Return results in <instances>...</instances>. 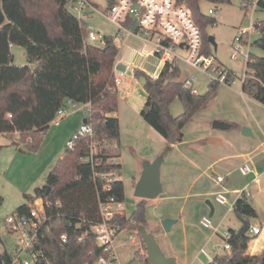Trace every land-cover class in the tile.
I'll return each mask as SVG.
<instances>
[{
	"label": "trees",
	"instance_id": "16d2710c",
	"mask_svg": "<svg viewBox=\"0 0 264 264\" xmlns=\"http://www.w3.org/2000/svg\"><path fill=\"white\" fill-rule=\"evenodd\" d=\"M70 1L0 0V133H16L23 142L29 141L28 148L36 149L57 111L69 100L76 105L89 103L90 115L83 122L92 123L93 140L99 142L90 162L85 160L91 152L89 136H72L74 148L65 145L45 184L27 197L31 203L38 198L50 203L46 207L48 218L35 243L43 252L37 264H83L102 254L91 235L85 234L81 242L77 241L85 233V223L98 220L96 186L107 181L101 174L115 178L113 193L118 200H124L123 183L119 179L121 164L117 161L119 122L110 115L117 105L113 65L118 47L112 35H104L101 45L87 42V24L68 10L66 5ZM180 1L200 28L203 52L210 54L205 29L216 20L201 13L200 2L230 0ZM257 7L264 8V2L259 1ZM254 27L260 35L252 46L261 49L263 55L248 52L249 71L242 82V92L264 106V19ZM12 45L24 48L27 64H12ZM133 73L145 80L142 87L146 99L140 115L169 145L182 142L184 126L219 85L210 83L205 94L183 88L179 63H165L155 78L138 68ZM176 98L181 101L183 112L173 116L169 105ZM145 201L139 199L130 216H117L115 223L120 230L138 234L139 226L146 222ZM29 206L21 204L16 212L27 213ZM232 209L247 221L257 216L244 195L234 201ZM247 232L240 235L229 229L227 242L231 249L215 255L208 264H264V250L259 255L246 254L253 238ZM63 234L67 235L65 242L61 240ZM1 258L6 263L9 261L4 253L0 254Z\"/></svg>",
	"mask_w": 264,
	"mask_h": 264
},
{
	"label": "rangeland",
	"instance_id": "374dc122",
	"mask_svg": "<svg viewBox=\"0 0 264 264\" xmlns=\"http://www.w3.org/2000/svg\"><path fill=\"white\" fill-rule=\"evenodd\" d=\"M91 1L95 8L91 10L92 15L85 18L87 26L96 32L115 35L116 27L100 15L107 11L109 0ZM72 4L71 0L66 6L79 18L71 8ZM199 6L205 15H209V8L217 10L213 16L216 22L205 29L207 36L213 37L215 46L208 42L207 49L218 63L229 70L230 76L232 73V78L228 84H219L206 104L184 126L181 142L184 146L178 148L176 144L169 145L143 120L140 110L145 103V91L130 74L126 76L129 83L123 85V91L117 92L116 110L111 112L117 115L121 123L120 156L117 161L121 164L119 179L124 188V215L130 216L139 202L134 196V188L143 162H151L161 155L159 170L162 191L156 198L145 201L146 222L143 226L154 235L162 252L166 256L178 258L180 264H207L209 260L198 255L199 250L204 248L212 256L215 255V244L223 246V234L228 227L237 226L240 222L233 209L214 201L212 192L217 189L213 180L215 175L226 177L228 181L224 183L234 186L241 177L234 169L237 165L235 154L240 152L243 145L245 149L241 151L249 157L246 163L254 170L264 169V139L258 134V129L264 127V106L242 92V76L249 68L243 53L235 49V38L243 35L242 50L257 56L263 55V51L253 47L252 42L260 35L254 24L264 19V8L254 6L251 0L221 3L201 1ZM129 42L134 48L143 45L140 40L132 39ZM90 43L101 45L98 41ZM146 48L152 49L153 46ZM10 52L12 64H27L22 46L12 45ZM233 56L236 58L233 59ZM178 63L181 78H194L193 91L205 94L210 84L207 76L183 62ZM126 86L130 87L128 93L124 90ZM169 111L173 116L180 115L183 112L181 101L174 99L169 105ZM213 120H229L234 122V126L230 129H214ZM249 125L253 129L251 134H242V128L249 129ZM52 126L46 131L52 129ZM237 132L240 134L233 138ZM67 141L62 144L59 138L51 139L49 134L46 140L41 139L36 149H30L26 146L29 141L23 142L18 134L0 133V234L8 252L15 249L16 235L8 233L2 223L21 204H31L27 197L33 196L35 188L45 184L48 172L62 155ZM249 190L252 196L247 197L248 202L257 213L256 217L248 218L250 228L257 226L264 232L263 179ZM227 196L232 201L234 195ZM207 199L215 210L212 216H209ZM35 202L40 204L41 200L35 199ZM204 216L209 217L213 225H219L218 233L201 227L199 221ZM164 218L176 219L168 232L161 225ZM128 233V230H123L113 242L117 263L145 264L141 255L146 259V251L140 234L134 233L129 237ZM247 234L253 236L250 231Z\"/></svg>",
	"mask_w": 264,
	"mask_h": 264
},
{
	"label": "built area",
	"instance_id": "2783aa9c",
	"mask_svg": "<svg viewBox=\"0 0 264 264\" xmlns=\"http://www.w3.org/2000/svg\"><path fill=\"white\" fill-rule=\"evenodd\" d=\"M259 1L264 2V0H251V3L257 6ZM72 2L71 8L77 13L79 18L83 16L85 11L94 10L88 0H72ZM246 5L244 6L247 7ZM216 13L217 10L215 8L208 9L210 16L213 17ZM101 15L117 27L121 37H135L142 40L144 46L152 45L153 48L147 53L156 56L163 65L165 63L183 62L203 72L207 76L209 83L228 84L230 82L232 73L230 76L229 70L218 63L212 54L203 52L200 28L195 23L190 10L180 0H110L107 11ZM242 36L235 38L237 41L235 49L239 53H243L247 62L248 52H244L241 47ZM85 40L87 42L98 41L102 44L104 35L87 26ZM143 52L145 51L143 50ZM235 58L233 56V59ZM247 72L243 73L242 82L247 78ZM114 80L115 91L119 92L123 79L114 75ZM193 81H195L194 78L185 79L182 87L193 91ZM77 106L67 100L65 105L57 111L50 124H59L60 120L68 113V108ZM82 106L87 112L86 118H89V103L82 104ZM77 135L89 136L91 152L90 156L85 160L93 162V153L97 151L99 142L93 140L92 123L90 121L83 122L73 137ZM66 146L70 149L74 148L73 138L66 142ZM239 172L243 176L256 175L254 169L247 163L239 167ZM262 175L264 177V172ZM101 177H105L107 181L96 186L98 220L86 222L85 233L80 234L77 237V241L81 242L85 234L91 235L96 246L101 248L102 254L96 256L93 261L88 260L83 264H118L115 258L113 242L123 230L118 228L115 221L118 215L124 214V207L122 201L118 200L113 193L115 178L108 174H101ZM215 182L221 188L215 192L214 200L216 203L232 209L235 200H229L228 192L223 187L225 177L217 175ZM236 193L237 198L249 195L244 189ZM38 199L41 200V203L36 204L34 200L30 204L27 213L15 212L2 223L8 233L16 235V244L14 251L8 252L0 234V254L4 253L9 259L6 263L5 259L1 258L0 264H37V261L43 257V252L35 247V243L41 228L48 218L46 207L50 203L42 198ZM199 224L202 228L208 229L213 233L218 231V227L213 225L211 219L207 216L202 217ZM249 231L256 235L261 232V229L252 227L249 228ZM134 233L129 232V237ZM223 236L225 243L223 246H215L216 254H222L231 249L230 244L227 242L230 233L225 232ZM61 240L65 242L67 235L63 234ZM200 253L207 255L212 260V256L204 248L200 249ZM89 254L92 255L93 252L91 251Z\"/></svg>",
	"mask_w": 264,
	"mask_h": 264
},
{
	"label": "crops",
	"instance_id": "0c3cea01",
	"mask_svg": "<svg viewBox=\"0 0 264 264\" xmlns=\"http://www.w3.org/2000/svg\"><path fill=\"white\" fill-rule=\"evenodd\" d=\"M88 1L95 8L94 3H92L91 0H88ZM91 15H92L91 14V10H88V11H85L83 16L80 17V18L83 19L84 22L86 23L85 18L90 17ZM104 19L107 20L106 18H104ZM107 21L109 23H111L109 20H107ZM111 24H113V23H111ZM116 29H117V27H116ZM98 32L102 33L101 31H98ZM102 34L106 36V34H104V33H102ZM112 36H114L115 44L118 47V52H117V55H116V58H115V61H114V65H113V73L117 77L123 79L122 85L120 86L121 90H119L120 92L123 91V85H126V84L129 83V81L126 80V76L128 74H130L135 79V81L137 83H139L138 78H136L134 76V73H133V70L136 69V68L144 71L146 74H148L149 76L154 77V78L159 75V73H160V71H161V69L163 67V64L159 61V59L156 56L150 55V54L147 53L151 49L146 48V46H144L143 43H142L143 45L141 46V48H134L129 42L130 40L132 41V39L133 40H140V39L135 38V37H121L120 32L118 31V29H117V32L115 33V35H112ZM140 41L142 42V40H140ZM143 50L146 53L145 52L142 53ZM124 90L128 93L130 91V87L126 86ZM145 99H146V92H145ZM85 111L86 110L83 108L82 105H78L75 108L69 107L68 108V113L66 114V116H64L60 120L59 124H57V125L50 124V125H53L52 129H54V130L50 129L49 131H46L44 133V135H43V138L46 140L47 137L50 134L51 135V139L59 138L61 140V143L63 144L65 141H67L69 139V137L71 136V134L73 132L77 131L78 127L83 123V121L87 117V112L84 113ZM110 115H113V116L117 117V115H114V114H110ZM118 122H119V138L121 139V137H120V135H121V123L119 121V118H118ZM226 122L228 124H230L229 127L226 128V129L233 128V126H234L233 123L234 122H231L229 120H226ZM249 129H250V132H252L253 129L251 128V126L249 127ZM258 130H259L258 131L259 132L258 133L259 137L261 139H264V127H262L261 129H258ZM239 134H240L239 132L235 133L233 138H237V135H239ZM238 139H239V142L243 143L241 138H238ZM243 149H245L244 145H243L241 150H243ZM241 150H240V152L235 154L236 155L235 160L237 161V163H236L237 165H236V167H234V169L239 173V175H241L240 172H239V167L242 164L246 163L247 159H249V157L248 158L246 157V152H242ZM254 172H255L256 175H253V174H251L249 176L241 175L240 179L234 184V186L231 183H229V184L224 183L223 184V187L225 188V190H227L228 194H233L234 195L232 201L236 200V198H237V193L236 192L239 191V190H242V189H244L245 192H247L249 194L248 196H245V197H251L252 193L249 190V188L252 185L258 184L260 181H262V179L264 181V177L262 175V173L264 172V169H261V170H256L255 169ZM217 175H220V174H216L215 177ZM215 177L213 178V180H214V183L217 186V189L214 192H212L213 196H214L215 192L221 188L220 185H218L215 182ZM225 180L228 181V179H226V177H225ZM258 187H259V185H258ZM247 200H248V198H247ZM208 201H210V200H208ZM209 212H210V208H209ZM214 212H215V210L213 208V213ZM227 224H229V223H227ZM218 226L219 225H217V227ZM240 226H241V222H239V224L237 226L234 225V227H228V228L237 231L240 228ZM254 227H257V226H254ZM249 228H250V225H249ZM229 229L226 230V232H229ZM251 237H253V239L250 240V242L248 243L246 254L247 255H259L264 250V232L261 231L259 234L253 235ZM215 246H216V244H215ZM197 254L198 255H203L206 259H208L209 260L208 263H210L213 260V257L215 255H217V254H215V255L212 256L210 254L212 256V260H210L207 255H205L203 253H200V250H199V252ZM175 260H176V264H180V261H179L178 258L175 257Z\"/></svg>",
	"mask_w": 264,
	"mask_h": 264
},
{
	"label": "water",
	"instance_id": "95a60500",
	"mask_svg": "<svg viewBox=\"0 0 264 264\" xmlns=\"http://www.w3.org/2000/svg\"><path fill=\"white\" fill-rule=\"evenodd\" d=\"M208 41L215 46L214 39L212 36H208ZM36 69V68H35ZM139 83L142 85L144 83V78H138ZM230 124L224 121L213 120L212 127L214 129H226ZM242 134L249 135L251 134L250 130L246 127L242 128ZM184 146V143L177 144L178 148ZM162 156H157L153 161H144L142 164V171L140 176L135 184L134 188V196L139 199H154L156 198L162 191L161 183H160V164H161ZM208 207L210 208L209 216L213 214V206L210 201L206 200ZM241 226L237 230V233L240 235H244L249 230V222L241 217H238ZM176 222L175 218H164L161 221V225L165 232H168L172 226ZM138 233L141 236L143 241L145 251H146V260L150 264H176L175 257L166 256L162 250L160 249L154 235L150 232H147L146 228L143 225H140L138 228Z\"/></svg>",
	"mask_w": 264,
	"mask_h": 264
}]
</instances>
